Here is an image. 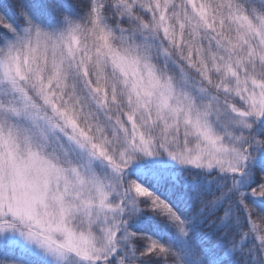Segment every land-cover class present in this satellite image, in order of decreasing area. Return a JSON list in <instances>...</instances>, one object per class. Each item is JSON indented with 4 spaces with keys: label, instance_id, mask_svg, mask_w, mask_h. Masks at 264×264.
<instances>
[{
    "label": "snow or ice",
    "instance_id": "6c2138e0",
    "mask_svg": "<svg viewBox=\"0 0 264 264\" xmlns=\"http://www.w3.org/2000/svg\"><path fill=\"white\" fill-rule=\"evenodd\" d=\"M0 264H264V0H0Z\"/></svg>",
    "mask_w": 264,
    "mask_h": 264
}]
</instances>
